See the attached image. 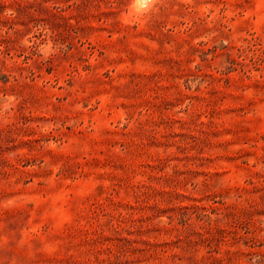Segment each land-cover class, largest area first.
I'll return each mask as SVG.
<instances>
[{
  "label": "rangeland",
  "instance_id": "obj_1",
  "mask_svg": "<svg viewBox=\"0 0 264 264\" xmlns=\"http://www.w3.org/2000/svg\"><path fill=\"white\" fill-rule=\"evenodd\" d=\"M0 264H264V0H0Z\"/></svg>",
  "mask_w": 264,
  "mask_h": 264
}]
</instances>
